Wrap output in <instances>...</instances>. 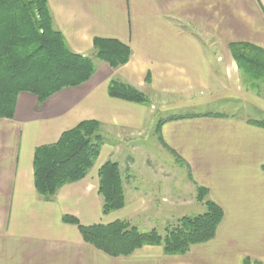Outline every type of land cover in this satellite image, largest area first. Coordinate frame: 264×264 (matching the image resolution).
<instances>
[{
	"label": "crops",
	"instance_id": "0c3cea01",
	"mask_svg": "<svg viewBox=\"0 0 264 264\" xmlns=\"http://www.w3.org/2000/svg\"><path fill=\"white\" fill-rule=\"evenodd\" d=\"M48 2L72 51L93 57L95 38H115L130 47L131 57L116 69L95 59L88 81L42 104L21 92L13 117L0 118V264H244L246 258L264 264V126L253 123L264 121V86L243 81L230 50L233 42L264 48V0ZM112 79L135 86L150 104L110 96ZM176 114L197 116L167 120ZM89 119L101 122L105 139L94 167L44 199L35 186L36 149ZM151 130L225 215L211 241L185 254L145 245L128 256H110L63 217L91 225L143 215L136 225L141 231L163 233L171 224L168 212L203 205L196 188L190 200L185 185L167 184L172 175L143 177L134 156H117L120 141L135 143ZM109 160L121 167L126 204L105 214L99 168ZM162 211L168 216L160 229Z\"/></svg>",
	"mask_w": 264,
	"mask_h": 264
},
{
	"label": "trees",
	"instance_id": "16d2710c",
	"mask_svg": "<svg viewBox=\"0 0 264 264\" xmlns=\"http://www.w3.org/2000/svg\"><path fill=\"white\" fill-rule=\"evenodd\" d=\"M230 50L249 81L264 83L263 47L233 42ZM94 51L92 57L70 49L55 26L48 0H0V118L13 117L21 92L35 94L42 104L58 91L88 81L96 71L95 59L116 69L131 57L130 47L115 38H95ZM108 90L112 97L150 104L149 97L129 83L112 79ZM192 116L197 115L176 114L167 120ZM253 123L264 126V121ZM101 127L98 120H83L63 132L57 142L36 149L34 179L39 195L52 199L61 187L88 175L105 142ZM99 193L103 213L125 206L123 173L117 161H106L99 168ZM196 198L206 211L178 218L163 233L156 228L141 231L123 219L91 225L72 215L63 219L78 225L85 242L110 256H128L145 245L162 246L166 254H185L194 245L211 241L225 215L222 206L210 199L207 187L197 184ZM244 264L258 262L246 258Z\"/></svg>",
	"mask_w": 264,
	"mask_h": 264
},
{
	"label": "rangeland",
	"instance_id": "374dc122",
	"mask_svg": "<svg viewBox=\"0 0 264 264\" xmlns=\"http://www.w3.org/2000/svg\"><path fill=\"white\" fill-rule=\"evenodd\" d=\"M244 78L245 79H243V81L248 80L249 83L251 82L249 81L247 76L244 75ZM258 84L260 85L262 84V86H264V83L262 82H258ZM204 109H208V108H204ZM146 133L145 134L141 133V135H138L135 138L136 139L135 143H133V141L129 138L128 139L125 138V141L124 140L120 141L121 146H118L116 148L117 156L120 157L121 159H123L127 155L134 156L135 160L137 161V166L140 169L139 171L143 174V177H148L146 176L145 172H147L149 176H153V172L158 173L159 176L160 173L162 172L172 175V178L168 180L167 184L174 187L180 186V184L185 185L184 186L185 197H188L190 200L193 199L196 187L192 184L191 180H189L187 168L182 167L180 165L181 162L178 161L176 156L172 155L170 151L164 148L162 144H160L157 141V138L152 130ZM106 137L108 143L111 142L112 144H114V142L112 141L113 139L110 138L109 135L106 134ZM117 138L120 139L121 137L118 135ZM205 211H206L205 205L196 202L185 207V210L168 212L169 216L167 215V213L162 211L163 213L161 214V216H159V218L157 219L158 221L156 223H158V225H160L159 226L160 229H162L166 225L164 222L165 216H168L169 217L168 222L172 223L184 215L192 216L203 213ZM171 213L173 214V218L170 217ZM142 216L143 215L139 217H135L132 220L128 219V221L132 225L136 226L137 223L140 222Z\"/></svg>",
	"mask_w": 264,
	"mask_h": 264
}]
</instances>
